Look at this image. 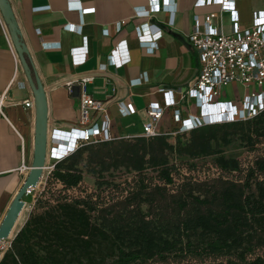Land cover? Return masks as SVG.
I'll return each mask as SVG.
<instances>
[{
    "label": "trees",
    "instance_id": "obj_1",
    "mask_svg": "<svg viewBox=\"0 0 264 264\" xmlns=\"http://www.w3.org/2000/svg\"><path fill=\"white\" fill-rule=\"evenodd\" d=\"M234 138L257 153L245 166L221 150ZM258 145L264 110L182 134L82 145L51 162L42 190L25 197L31 209L0 264H264ZM204 157L218 175H192L189 160Z\"/></svg>",
    "mask_w": 264,
    "mask_h": 264
},
{
    "label": "crops",
    "instance_id": "obj_2",
    "mask_svg": "<svg viewBox=\"0 0 264 264\" xmlns=\"http://www.w3.org/2000/svg\"><path fill=\"white\" fill-rule=\"evenodd\" d=\"M196 1L173 0L171 10L139 15L135 11L148 10L152 5L150 0H9L31 64L45 89L49 141L57 140L68 146L79 134L73 127L76 122L78 86L73 84L70 93L66 86L59 85V81L98 70L121 40L126 41L129 61L117 69L107 66V71L116 77L117 84L122 88L118 101L131 103L136 112L123 117L118 113L117 102H109L107 113L111 119V134L119 138L141 135L146 121L145 110L152 102L162 104L163 91L169 90L173 103L178 105L181 94L194 80L199 69L198 55L190 45L188 36L194 30L204 29L205 16L220 13L219 7L209 0L198 7H195ZM70 3H79L82 9L92 8L93 12L81 14L78 10L70 9ZM157 3L161 7L166 1L158 0ZM234 9L237 23L241 27H248L255 14L264 13V0H235ZM195 15L198 22L194 24ZM117 23H122L120 30L116 29ZM68 24L74 27L81 24L80 33L67 30L65 26ZM213 26L230 34L232 19L226 13H220L219 18L213 21ZM136 27H141L156 41L153 54L141 48L134 33ZM105 30L107 34L103 33ZM81 47L85 48V59L75 63L72 50ZM121 57L118 52L115 59ZM109 75L96 74L86 84V92L97 100L109 101L115 87ZM137 79H140L138 85L124 88L126 83ZM0 97L3 98L2 110L5 115H0L1 218L30 168L35 118L34 109L21 104L24 100H33V96L1 14ZM222 100L233 101L234 98ZM188 106L190 114H198L192 104ZM186 112L182 115L186 116ZM138 113L144 117L141 131L134 132L122 127L121 120ZM174 126L170 115L166 114L161 129L168 130Z\"/></svg>",
    "mask_w": 264,
    "mask_h": 264
},
{
    "label": "built area",
    "instance_id": "obj_3",
    "mask_svg": "<svg viewBox=\"0 0 264 264\" xmlns=\"http://www.w3.org/2000/svg\"><path fill=\"white\" fill-rule=\"evenodd\" d=\"M158 0H150L152 5L148 10L140 9L136 14L146 15L151 11L171 10L173 0H165L166 4L161 6ZM211 4L219 7L220 13L228 14L232 19V31L225 34L213 26V21L219 18V14L210 13L204 17V29L194 30L188 36V41L196 51L199 60V69L194 80L187 86L180 96L178 105L173 103L169 90L163 91V100L160 105L152 102L145 110L146 121L143 123L142 133L139 136L152 137L160 133L175 135L187 133L190 130L211 123L246 120L252 118L264 110V13L255 14L252 24L241 27L236 21L234 9L235 0H209ZM205 3V0H197L195 7ZM70 9L78 10L81 14L92 13L93 9H82L79 3L69 4ZM194 24L198 17H193ZM122 23H117L116 29L120 30ZM67 30H75L80 33L81 24L77 26L66 25ZM107 34V31H103ZM134 33L142 49L148 54L156 50V41L141 27H136ZM120 52L122 57L115 59ZM75 63L83 62L85 59V48L72 50ZM129 61L126 41H119L106 57V62L93 73L80 75L75 78H63L59 85L67 87L71 93L73 84L78 86V104L76 108V122L73 126L78 131L76 137L68 146L51 140L47 142V161L55 162L75 151L78 147L102 141H109L119 137L111 134V119L107 113L109 102L115 101L118 105V113L121 116L132 115L136 112L129 102L119 100L120 88L116 77L109 75L107 66L115 69ZM96 74H107L114 80V95L109 101H101L93 98L86 92V84L91 82ZM140 79L131 80L124 88L136 86ZM237 85L243 90V95L235 97L233 101L222 100L223 88ZM16 105L17 103H10ZM25 108L34 109L32 99L21 103ZM192 104L198 114H190L189 106ZM3 98L0 97V115L3 113ZM188 113H187V112ZM186 112V116H183ZM169 114L175 123L174 128L163 130L162 122L165 115ZM221 115H228L219 119ZM48 165V164H47ZM52 166H48L47 173Z\"/></svg>",
    "mask_w": 264,
    "mask_h": 264
},
{
    "label": "water",
    "instance_id": "obj_4",
    "mask_svg": "<svg viewBox=\"0 0 264 264\" xmlns=\"http://www.w3.org/2000/svg\"><path fill=\"white\" fill-rule=\"evenodd\" d=\"M0 14L8 31L10 41L18 57L27 84L31 90L35 113L33 156L31 165L26 177L13 196L0 221V244L2 242H7L9 244L23 225L22 224L16 231H14L20 215L27 205L25 197L42 183L44 172L48 169L46 156L48 142V106L44 86L31 64L28 49L23 42L9 0H0Z\"/></svg>",
    "mask_w": 264,
    "mask_h": 264
},
{
    "label": "rangeland",
    "instance_id": "obj_5",
    "mask_svg": "<svg viewBox=\"0 0 264 264\" xmlns=\"http://www.w3.org/2000/svg\"><path fill=\"white\" fill-rule=\"evenodd\" d=\"M243 95V90L240 86H237L233 88L232 86H227L222 89L221 91V98L224 99H231L238 97L240 98ZM227 115H221L219 119H224L226 118ZM144 117L142 113L136 114L134 117L127 118L121 120V124L123 128H129L130 131L134 132H139L141 131V122L143 121ZM171 142L173 140H170ZM258 149H262L261 153H264V145H258ZM221 150L223 151V155L227 158H235L238 159L243 166L247 165L255 155H257L256 152L250 151L249 148L245 147L243 143H241L239 140L234 138L230 144L227 146L221 147ZM213 157H204L200 159H194V160H189V164H194L195 168L193 170L192 175L198 176L200 178L204 177H213L218 175V170L213 166ZM179 159L175 161L176 165L179 164ZM51 161H48V166H51ZM182 172L187 173L185 168L182 167ZM45 170L43 178H42V183L34 190L33 194L34 196L42 190V187L44 185L45 179H46V172ZM121 172H117L116 174H121ZM127 176V175H125ZM124 177V174H123ZM83 187L87 188L88 190H92L94 188V177L91 174L84 173L83 176ZM31 209V206L29 204L26 205L25 209L23 210V215L21 218L20 226L24 222L25 218L28 216V213ZM2 217L0 218L1 221ZM19 226V227H20ZM4 250V249H3ZM1 251V248H0Z\"/></svg>",
    "mask_w": 264,
    "mask_h": 264
},
{
    "label": "bare ground",
    "instance_id": "obj_6",
    "mask_svg": "<svg viewBox=\"0 0 264 264\" xmlns=\"http://www.w3.org/2000/svg\"><path fill=\"white\" fill-rule=\"evenodd\" d=\"M228 116V115H227ZM20 185V184H19ZM22 215H23V212L21 213V215H20V218H19V221L17 222V225H16V227H15V229H14V231H16L18 228H19V226H20V222H21V218H22ZM7 242H2L1 244H0V248H1V251H0V254L2 255V251H3V249L7 246Z\"/></svg>",
    "mask_w": 264,
    "mask_h": 264
}]
</instances>
